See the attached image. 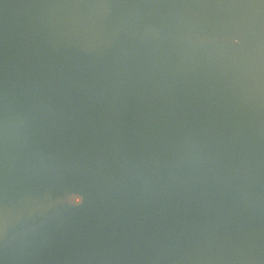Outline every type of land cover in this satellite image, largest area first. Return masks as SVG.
Wrapping results in <instances>:
<instances>
[{"label":"water","instance_id":"95a60500","mask_svg":"<svg viewBox=\"0 0 264 264\" xmlns=\"http://www.w3.org/2000/svg\"><path fill=\"white\" fill-rule=\"evenodd\" d=\"M0 264H264V0H0Z\"/></svg>","mask_w":264,"mask_h":264},{"label":"clouds","instance_id":"9594fccd","mask_svg":"<svg viewBox=\"0 0 264 264\" xmlns=\"http://www.w3.org/2000/svg\"><path fill=\"white\" fill-rule=\"evenodd\" d=\"M237 43H239V41H236ZM87 203V201L85 200L84 195L82 194H78L74 197L73 202L71 204V207L73 209H80L81 207H83L85 204Z\"/></svg>","mask_w":264,"mask_h":264}]
</instances>
